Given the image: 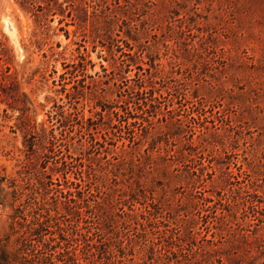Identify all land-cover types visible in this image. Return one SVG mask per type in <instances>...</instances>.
Segmentation results:
<instances>
[{
    "label": "rangeland",
    "instance_id": "obj_1",
    "mask_svg": "<svg viewBox=\"0 0 264 264\" xmlns=\"http://www.w3.org/2000/svg\"><path fill=\"white\" fill-rule=\"evenodd\" d=\"M36 1L40 8L27 9L0 0V180L27 187L35 175L52 187L42 175V167L49 173L54 164L45 157L49 144L39 124L50 126L48 112L66 104L63 88L73 105L60 110L64 117H94L103 104L97 134L108 128L110 143L120 145V136L131 133H120L111 113L125 107L144 79L155 95L173 98L149 109L144 130L167 140L164 123L177 119L181 134L168 147L180 158L190 150L184 142L195 145L178 170L139 179L146 195L140 201L162 222L152 225L146 213L138 218L142 225L125 227L107 212L68 219L58 206L56 225L43 236L51 248L37 255L46 264H264V0ZM80 56L86 60L74 70ZM76 127L66 125L60 137L72 166L80 156H97ZM104 151L93 167L104 164ZM122 181L104 177V201ZM56 188L33 194L31 206L42 203L40 212L53 215L55 199L63 200ZM10 211L0 205L1 239Z\"/></svg>",
    "mask_w": 264,
    "mask_h": 264
},
{
    "label": "trees",
    "instance_id": "obj_2",
    "mask_svg": "<svg viewBox=\"0 0 264 264\" xmlns=\"http://www.w3.org/2000/svg\"><path fill=\"white\" fill-rule=\"evenodd\" d=\"M18 2L27 9H29L30 6L34 9L41 7L36 0H18ZM85 60V57L80 56L79 60L74 64V70L78 66L83 67ZM149 67H152V65L149 64ZM100 68L106 73V68L102 65H100ZM147 70L150 71L149 69ZM60 79L63 80L62 75ZM59 85L61 87L63 86V84ZM155 90L156 89L144 79L140 80L139 83L132 88L133 96L126 97L122 101L125 107H117L118 109L111 113L117 121L114 127L117 128L120 133H131L129 137H123V135H121L120 137L122 139H120L121 142L120 145H118L110 143L112 137H110V133L107 130L108 128L106 130L102 129V132L97 134V128L104 127L102 121L105 107L103 104L96 105L99 108V112H95L94 117L84 118L80 116L76 119L64 117L63 112L60 110H62L66 104L71 107L73 105L70 94L68 93L69 91H65L63 88L61 92L64 93L66 104L54 105V108L48 112L47 121L51 123L50 126L45 127L44 122L39 124V129L43 136L46 137L49 144L47 147L49 154L45 157L46 159H52L54 164L49 173L46 172L48 168L42 167L44 169L42 175H47V178L50 180L49 186H52L50 189L57 187L55 192H57L59 198H63V200L56 198L54 201L55 209H52L54 214L44 216L42 212H40L44 206L42 203L37 204V208H33L30 204V201L33 199V194L42 196L46 193V190L50 191L49 188L46 189L42 180L33 175V184L27 182L26 184L29 183L27 187L21 185L17 179L9 180L4 178V181L2 179L0 180V205L4 208L9 207L11 210L6 216L7 232L2 239L0 238V264H46V259H41L37 254L44 248H51V243L44 239L43 236L46 227L54 226V224L56 225L57 215L61 212L58 206L63 210L62 213L64 217H68V219H72L74 216L80 217L82 213L99 219L102 212H107L112 221L120 223L122 227H125L129 224H141L138 218L144 219V214L146 213L149 219L146 221L152 223V225L162 222L161 216L158 215V212L152 205L146 204L145 200L140 201L141 198L146 199V195L145 188L140 183L139 179L141 176L146 178L144 175L149 171H166L169 167L178 170L180 164H184V161H180L179 159L182 158L189 161L192 156L190 152L195 148V145H193V141L184 142L183 146L187 144L190 150H186L185 153L180 152V158L178 157L177 151L168 147V139H172L173 141V139H177L181 134L177 119L165 121L164 123V127L167 128V132H165L168 135L167 140L161 138V133L154 134V132L150 130H144L142 122L145 121L149 124V120L144 116L148 114L149 109L160 103L161 99H166L169 102H172L173 99L171 94L166 95L169 98L163 96L161 93L155 95ZM148 116L153 115L150 114L147 115V117ZM138 120L141 122H138ZM73 122H75L77 126V131L81 132L82 135L86 137L85 141L89 149L97 155L93 158L80 156L74 166L69 162L71 156L63 154V145L60 138L63 128L68 124H73ZM74 126L75 125H73L72 128ZM138 126H140V128ZM137 128H139L138 130L141 131V134L134 136L133 133ZM136 144L138 145V149L131 152L130 149L134 148L132 145ZM106 145L111 147H106ZM69 146H71L73 150H76L73 143ZM126 147L129 148V150L126 149ZM102 149H106L104 152L107 154L105 157L101 158L104 160V164L93 167L92 163L100 161V156L102 154L100 151ZM129 152H131V154ZM128 153L131 157L126 156ZM108 154L111 156L108 157ZM113 160L114 162H111ZM73 167H75V171L72 173L73 176L71 177L70 172ZM86 167L89 169L87 170ZM142 173H144V175H142ZM21 174V171L17 172L18 176ZM54 176H56L54 179L55 182L52 181ZM104 177H112L116 185L119 184L118 179L125 182L120 189L111 188L109 191L111 197L109 196V199H105V201L103 195L106 194V191H102ZM135 177H137V179H135ZM60 178L63 185L60 183ZM22 181L23 179H21V182ZM1 182H5V186H2L3 183ZM24 188H29V193L26 195L25 202H22ZM41 191H43V194ZM103 202H105V204ZM27 217H29V219ZM61 231V229H58L56 233V238L59 241L65 239V234ZM31 236L36 237V242L32 241L31 243ZM30 245L31 248L29 249L28 247H30ZM68 260L70 261V259ZM51 264H54V262L51 261Z\"/></svg>",
    "mask_w": 264,
    "mask_h": 264
}]
</instances>
